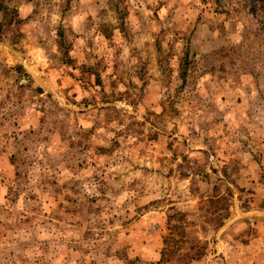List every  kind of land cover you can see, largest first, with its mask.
Returning a JSON list of instances; mask_svg holds the SVG:
<instances>
[{"label":"rangeland","instance_id":"374dc122","mask_svg":"<svg viewBox=\"0 0 264 264\" xmlns=\"http://www.w3.org/2000/svg\"><path fill=\"white\" fill-rule=\"evenodd\" d=\"M0 2V264H264V0Z\"/></svg>","mask_w":264,"mask_h":264},{"label":"trees","instance_id":"16d2710c","mask_svg":"<svg viewBox=\"0 0 264 264\" xmlns=\"http://www.w3.org/2000/svg\"><path fill=\"white\" fill-rule=\"evenodd\" d=\"M8 8V5H5L3 2H0V10H7Z\"/></svg>","mask_w":264,"mask_h":264}]
</instances>
